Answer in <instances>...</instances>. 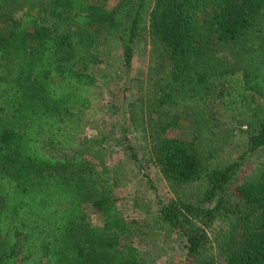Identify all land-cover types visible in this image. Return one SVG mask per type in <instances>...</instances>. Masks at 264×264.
I'll return each mask as SVG.
<instances>
[{
  "label": "trees",
  "instance_id": "16d2710c",
  "mask_svg": "<svg viewBox=\"0 0 264 264\" xmlns=\"http://www.w3.org/2000/svg\"><path fill=\"white\" fill-rule=\"evenodd\" d=\"M28 1L0 0V8ZM39 8L40 18L0 15L6 24H0V264H155L135 244L150 237L149 227L118 208L111 170L81 152L57 157L45 148L73 146L74 118L90 108L100 73L98 48L120 42L130 69L148 20L161 52L152 157L172 187L200 182L212 203H195L183 190L175 204L162 206L155 228L185 234L186 263L201 264L209 237L198 221L209 226L227 215L233 220L226 264H264V164L237 185L241 206L232 209L225 201L241 162L211 168L192 141L177 135L191 114L195 121L188 123L212 131L241 102L234 118L257 115L252 104L255 91L264 93V69L256 78L237 75L217 55L245 45L263 25L264 0H120L110 10L103 0H41ZM124 143L138 162L129 139ZM244 149H264V118ZM86 203L101 215V225L88 220Z\"/></svg>",
  "mask_w": 264,
  "mask_h": 264
},
{
  "label": "rangeland",
  "instance_id": "374dc122",
  "mask_svg": "<svg viewBox=\"0 0 264 264\" xmlns=\"http://www.w3.org/2000/svg\"><path fill=\"white\" fill-rule=\"evenodd\" d=\"M93 3L102 0H91ZM106 10L113 8L120 0H103ZM41 0H29L20 4L17 9L0 8V15L21 20L27 13L41 17ZM35 7L31 8L30 5ZM2 15V16H3ZM147 19V18H146ZM148 20V19H147ZM1 25H6L0 21ZM145 30L135 47L133 64L126 68L123 58V45L115 42L109 45L108 51L99 47L101 53V68L98 79L92 90V103L85 114L74 118L79 130L70 148H45L51 154L59 157L72 156L81 152L95 163L99 169H109L115 183L117 206L124 216L130 220L141 222L150 233V237L135 240V244L154 261L155 264H188V237L180 231L170 236L155 228L154 223L160 215L163 205H173L178 200L179 193L185 190L195 203H212L205 199L200 182L183 187H172L161 173L152 157V142L150 124L153 113L152 104L157 94L156 61L160 46L150 35V22H145ZM256 32V34H255ZM250 36L245 45L233 49L222 48L217 60L225 68H233L237 75L244 73L259 75V68L264 69V23ZM253 37V38H252ZM256 103L252 104L257 114L252 118H234L243 103L237 104L233 112L225 111L222 126L208 130L202 125L188 123L195 121L193 114L184 120L181 133L192 141L203 155L204 162L211 168H224L234 162H241L226 196V205L235 209L241 206L237 197L236 187L243 178L256 166L264 164V149L254 153L244 151L250 137L259 130L260 121L264 118V93L256 92ZM238 108V109H237ZM253 111V112H254ZM154 114V115H153ZM249 122L251 124H249ZM195 125V126H194ZM176 135V132L170 133ZM128 138L138 156L135 162L130 150L124 143ZM245 158L241 160V156ZM87 218L94 225L102 223V217L97 214L90 203L84 205ZM233 218L222 215L209 226H203L209 237L202 251L201 264H226L227 254L225 243L230 240L231 222ZM198 232L190 230V234ZM191 264H200L192 260Z\"/></svg>",
  "mask_w": 264,
  "mask_h": 264
}]
</instances>
